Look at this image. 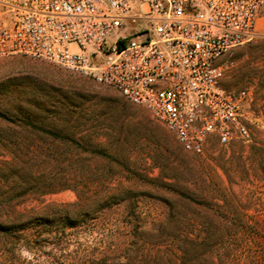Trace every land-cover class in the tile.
Instances as JSON below:
<instances>
[{
    "label": "rangeland",
    "instance_id": "374dc122",
    "mask_svg": "<svg viewBox=\"0 0 264 264\" xmlns=\"http://www.w3.org/2000/svg\"><path fill=\"white\" fill-rule=\"evenodd\" d=\"M221 60L232 61L221 84L251 93L244 106L250 137L227 145L213 139L194 154L114 89L45 60L2 58L0 111L13 121L0 117V223L26 229L0 234V264H166L167 255L173 263L180 255L178 236L200 238V220L214 204L235 205L254 227L263 222L264 116L254 91L255 72L264 67V31L256 28ZM60 103L68 117L58 113ZM27 120L60 128L67 137L52 138ZM69 160L103 174L114 203L90 205L93 185L70 180ZM67 182L76 189L62 187ZM180 191L189 199L180 200ZM176 208L189 218L183 230ZM65 216L78 224L64 226ZM259 238L264 232L254 229L251 240Z\"/></svg>",
    "mask_w": 264,
    "mask_h": 264
},
{
    "label": "built area",
    "instance_id": "2783aa9c",
    "mask_svg": "<svg viewBox=\"0 0 264 264\" xmlns=\"http://www.w3.org/2000/svg\"><path fill=\"white\" fill-rule=\"evenodd\" d=\"M264 0H0V60H45L144 107L187 152L249 140L247 88L221 58L249 41Z\"/></svg>",
    "mask_w": 264,
    "mask_h": 264
},
{
    "label": "trees",
    "instance_id": "16d2710c",
    "mask_svg": "<svg viewBox=\"0 0 264 264\" xmlns=\"http://www.w3.org/2000/svg\"><path fill=\"white\" fill-rule=\"evenodd\" d=\"M255 75H257L254 91L255 101L259 104L260 111L264 116V67L262 70H257ZM55 107L58 109V113L63 115L65 113V115H67L66 117L69 116V112L66 111L67 109L63 103ZM0 117L13 121L11 117L6 116V114L1 111ZM37 121L38 120H27V124L34 130L42 131L55 139L67 137L62 133L64 130L60 128H45L38 125ZM63 121V123H66L69 119L64 118ZM81 147L83 148L82 150L91 152L92 155L100 154L102 156L104 155L106 158L111 157L109 154L101 152L100 150ZM67 166L73 176L70 180L74 181L76 178H79L85 185L86 183L93 185L95 195L89 199L90 205L105 207L114 203L111 198H113L115 194L110 191L107 178H103V174L94 172V168L91 167L87 169L86 162L75 164L69 160ZM62 187L76 189L75 185L68 182L63 184ZM178 194L180 195V200L189 199L186 192L180 191ZM167 203L170 212H172L175 206L169 201H167ZM175 210L174 219L177 221L178 229L183 230V228H186L189 224L187 221L189 218L186 216L185 212L180 211V209L176 208ZM69 217L70 216L64 217V226L73 227L78 224L76 219H71ZM243 219V213L235 205L224 208L214 204L210 211L200 220L203 229V235L200 238H191L185 235L183 237L178 236L177 245L180 250V255L177 262H172L174 264H264V239L259 238L257 240H251L254 229L264 232V221L257 223L256 227H254V224H249L248 221ZM25 226L26 225L20 228H13V226L0 223V234L11 235L15 233V231L26 229L24 228ZM238 233H243L245 237L239 240L231 238ZM164 258L165 262H167L166 264H173L170 262L171 259L168 255Z\"/></svg>",
    "mask_w": 264,
    "mask_h": 264
},
{
    "label": "crops",
    "instance_id": "0c3cea01",
    "mask_svg": "<svg viewBox=\"0 0 264 264\" xmlns=\"http://www.w3.org/2000/svg\"><path fill=\"white\" fill-rule=\"evenodd\" d=\"M264 6L261 8L260 10V13L258 15V18H257V22H256V28H257V31H264Z\"/></svg>",
    "mask_w": 264,
    "mask_h": 264
}]
</instances>
